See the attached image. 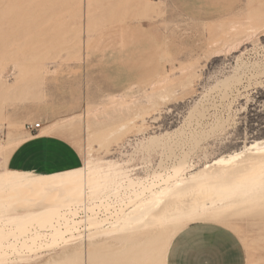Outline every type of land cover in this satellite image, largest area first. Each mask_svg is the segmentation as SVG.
I'll use <instances>...</instances> for the list:
<instances>
[{
  "label": "rangeland",
  "instance_id": "1",
  "mask_svg": "<svg viewBox=\"0 0 264 264\" xmlns=\"http://www.w3.org/2000/svg\"><path fill=\"white\" fill-rule=\"evenodd\" d=\"M263 30L264 0H0L1 35L17 39L14 54L0 51V74L10 84L18 77L13 92L0 97V171L8 150L19 145H8L17 135L58 133L81 154L72 169L112 160L130 177L148 180L162 170L159 162L169 167L186 151L195 167L189 176L220 156L264 145ZM35 122L39 130L25 128ZM237 212L188 226L227 230L243 245L246 264H264V207ZM156 231L154 237L170 233L169 243L146 240L163 252L151 253L147 244L143 250L157 262L143 258L164 264L181 231ZM137 235L130 236L136 245L120 236L98 240L90 259L79 241L20 254L19 264L65 255L64 264H142L145 242ZM126 243L135 262L123 252ZM100 245L110 246L100 251ZM10 249L0 264H18Z\"/></svg>",
  "mask_w": 264,
  "mask_h": 264
},
{
  "label": "bare ground",
  "instance_id": "2",
  "mask_svg": "<svg viewBox=\"0 0 264 264\" xmlns=\"http://www.w3.org/2000/svg\"><path fill=\"white\" fill-rule=\"evenodd\" d=\"M257 31L259 32V29ZM240 42L241 40L237 44L239 45ZM16 44L15 33L3 37L0 31L1 52L5 49L4 53L14 54ZM215 56L218 55L215 54ZM260 71L264 73V67ZM235 78L234 80L239 84L241 77L235 76ZM17 82L18 77L15 78L13 84H10L0 74V97L13 92ZM101 137L103 136L101 135ZM28 138H30L28 135H17L11 138L8 145L12 143L18 145ZM152 138L156 137L152 136ZM153 142L155 143L154 139ZM245 148L240 152L220 156L210 164L199 168L200 170L191 172L189 176H187L188 170H193L195 167L187 159L186 155L189 152L186 151L180 154L178 159H174L175 161L171 165L169 164V167L167 165L164 167L159 162V168L162 170H153V175L150 174L151 179L149 180L147 177H145L147 179L130 177L120 167V164H115L112 160L99 161L96 165L93 161L88 160L82 168L25 177L18 176L4 168L0 171V204L4 206L0 210V258L9 253L6 252L8 248L9 250L12 248L18 255L15 261L19 264V262H23L21 261L23 253L35 252L41 248L61 243L76 244L81 241L85 242V245L79 250L82 248L85 254L89 253L86 258L90 259V246L108 236L123 237L122 240L129 241L130 245H133L135 243L132 244L134 240L131 242L130 236H138L137 234L140 233L142 235L138 239L139 242L144 243L153 238L158 243L159 237L166 241L167 236L170 235L168 232L171 230L179 232L192 223L206 219H227L226 216L231 211L239 210L240 213L243 209L244 211L241 212L243 213L256 206L264 207V145L260 146L258 142H254ZM13 149L12 147L6 153L4 165ZM163 152L165 153V151ZM173 155L175 156V154ZM81 210H85V214L79 217ZM244 214L246 215V213ZM241 216L244 217V215ZM230 220L232 221V219ZM42 229L44 231L46 229L47 233H41ZM156 230L163 231L162 234L166 232L168 235H155L157 240L153 234ZM171 236L173 237V235ZM138 240L135 239V241ZM86 241L88 242L86 243ZM164 241L160 240L162 243ZM105 242L99 244L102 245ZM160 242L157 244L158 247L160 244L166 246L165 244L169 243V241H166L165 244ZM145 243L143 246L141 245V248L137 246L138 249L140 248L139 251L143 252L144 248H148L147 244L149 245V243ZM126 244L129 246V243ZM101 245V249L98 247L100 251L102 248L104 250L110 246L103 247ZM150 246L151 244L149 245L151 253L153 250H155V254L157 252L159 255L163 252L161 250L158 252L159 248H155L154 245L155 249ZM110 247L112 248V244ZM130 247L125 249L128 248L131 252ZM115 248L116 255H114L121 256V249L118 251V247ZM123 248L122 250H124ZM132 249L136 250V248ZM138 249L133 252H138ZM128 250L123 252L129 253ZM145 251L143 252L144 256L140 252L137 253V256L139 257L140 254L139 258L144 259L146 263L147 259L143 257L149 251ZM127 253V258L133 260L134 257H130L134 256L132 252L131 254ZM66 256L40 264H64L70 261V258ZM137 256L136 258H138ZM148 256L150 257L148 261L152 260L150 253ZM153 258L157 262V257ZM126 259L124 262L121 261L126 263L129 261ZM138 259L136 262H139ZM154 261L151 262L155 263Z\"/></svg>",
  "mask_w": 264,
  "mask_h": 264
},
{
  "label": "crops",
  "instance_id": "3",
  "mask_svg": "<svg viewBox=\"0 0 264 264\" xmlns=\"http://www.w3.org/2000/svg\"><path fill=\"white\" fill-rule=\"evenodd\" d=\"M81 162L77 148L62 135L51 132L31 135L14 148L6 170L22 176L48 174L71 170ZM166 264H246V256L243 245L229 231L191 225L171 242Z\"/></svg>",
  "mask_w": 264,
  "mask_h": 264
},
{
  "label": "built area",
  "instance_id": "4",
  "mask_svg": "<svg viewBox=\"0 0 264 264\" xmlns=\"http://www.w3.org/2000/svg\"><path fill=\"white\" fill-rule=\"evenodd\" d=\"M25 128L30 131V132H34V131H37L41 128V123L40 122H35V123H27L25 125ZM81 214L83 212H80Z\"/></svg>",
  "mask_w": 264,
  "mask_h": 264
}]
</instances>
